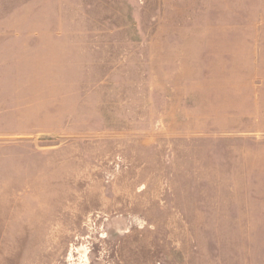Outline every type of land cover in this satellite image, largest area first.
<instances>
[{
	"label": "rangeland",
	"instance_id": "rangeland-1",
	"mask_svg": "<svg viewBox=\"0 0 264 264\" xmlns=\"http://www.w3.org/2000/svg\"><path fill=\"white\" fill-rule=\"evenodd\" d=\"M0 264H264V0H0Z\"/></svg>",
	"mask_w": 264,
	"mask_h": 264
}]
</instances>
